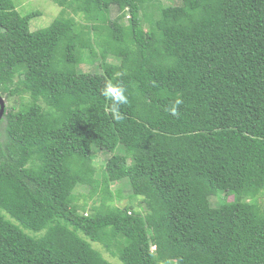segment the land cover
Wrapping results in <instances>:
<instances>
[{"label": "trees", "instance_id": "16d2710c", "mask_svg": "<svg viewBox=\"0 0 264 264\" xmlns=\"http://www.w3.org/2000/svg\"><path fill=\"white\" fill-rule=\"evenodd\" d=\"M53 1L0 0V264H264V0Z\"/></svg>", "mask_w": 264, "mask_h": 264}, {"label": "rangeland", "instance_id": "374dc122", "mask_svg": "<svg viewBox=\"0 0 264 264\" xmlns=\"http://www.w3.org/2000/svg\"><path fill=\"white\" fill-rule=\"evenodd\" d=\"M14 1L17 5V9L22 15H27L35 11L39 12V15L35 16L31 20V29H34V30L49 26L53 22V20L60 15V12L62 10V7L58 5L56 2H54L53 0H14ZM161 1L165 4L164 6H166L167 4L168 5L169 4L170 5H180L182 3V0H161ZM119 13L120 11L117 8V6L114 5L111 7V13H110L111 18H116L119 15ZM76 17L78 20L82 19L84 21L83 16L76 15ZM125 21L126 23H128L127 17ZM145 25L147 26V23ZM99 60L100 59H97L95 63H91V64L86 63V65H81L80 69L90 71V72L101 71ZM4 97L6 99L7 105L9 104L10 106L11 101L8 100L6 96ZM120 147L122 146L120 145ZM119 152L121 153L120 150ZM97 154H98V158H97L98 165L101 164V161H103V159L105 160L109 156L107 155L106 152H103L102 150H99V151L97 150ZM121 185L123 189V198L121 200L115 199L114 204H118L120 206L129 205L130 204L129 196L132 194L133 189L131 185L128 184L127 181L125 180L121 182ZM118 186H120V184L113 185L112 189L115 190ZM88 192H89L88 189L84 187L78 188L76 190V194L78 196V202L80 204H83L85 200H87V197H84L83 195L87 196ZM215 202H216V199L212 198V203L214 204ZM106 255L109 256L111 259L115 260V258L112 257L110 254L106 253Z\"/></svg>", "mask_w": 264, "mask_h": 264}, {"label": "clouds", "instance_id": "9594fccd", "mask_svg": "<svg viewBox=\"0 0 264 264\" xmlns=\"http://www.w3.org/2000/svg\"><path fill=\"white\" fill-rule=\"evenodd\" d=\"M101 94L109 99L112 102L113 114L115 119L119 120L121 117L118 113V107L121 104L128 103V97L125 95V90L118 86L111 83L105 85V87L101 90ZM182 101L177 100L176 103L180 104ZM172 115H176V108L173 107L171 110Z\"/></svg>", "mask_w": 264, "mask_h": 264}, {"label": "water", "instance_id": "95a60500", "mask_svg": "<svg viewBox=\"0 0 264 264\" xmlns=\"http://www.w3.org/2000/svg\"><path fill=\"white\" fill-rule=\"evenodd\" d=\"M6 99L0 94V120L3 118L6 109Z\"/></svg>", "mask_w": 264, "mask_h": 264}]
</instances>
